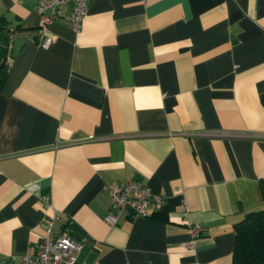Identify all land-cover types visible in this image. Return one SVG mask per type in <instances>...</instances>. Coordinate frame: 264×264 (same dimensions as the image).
Listing matches in <instances>:
<instances>
[{
    "label": "crops",
    "instance_id": "0c3cea01",
    "mask_svg": "<svg viewBox=\"0 0 264 264\" xmlns=\"http://www.w3.org/2000/svg\"><path fill=\"white\" fill-rule=\"evenodd\" d=\"M36 4L0 0V264L35 256L50 215L76 264H233L264 208V0H89L77 31L69 1L48 46ZM130 177L161 202L109 224Z\"/></svg>",
    "mask_w": 264,
    "mask_h": 264
},
{
    "label": "built area",
    "instance_id": "2783aa9c",
    "mask_svg": "<svg viewBox=\"0 0 264 264\" xmlns=\"http://www.w3.org/2000/svg\"><path fill=\"white\" fill-rule=\"evenodd\" d=\"M72 2L71 12L65 15L67 22L74 30H79L82 16L89 0H37L36 9L39 13L37 27L38 42L48 46L52 41L49 35V23L60 15L61 6ZM111 202L105 214L109 224H116L120 215L126 213L132 218L143 217L149 214L148 205L151 201L161 202V197L151 192L150 188L135 178H129L123 183L111 185ZM190 238L185 241L188 246H194V238L201 233L199 223L186 221ZM80 242L70 233L53 229V216L44 221V231L37 242V254L31 256L28 252L22 255L19 261L5 264H76V253Z\"/></svg>",
    "mask_w": 264,
    "mask_h": 264
},
{
    "label": "trees",
    "instance_id": "16d2710c",
    "mask_svg": "<svg viewBox=\"0 0 264 264\" xmlns=\"http://www.w3.org/2000/svg\"><path fill=\"white\" fill-rule=\"evenodd\" d=\"M0 33L2 34H0V56L5 57L12 39L3 19L0 20ZM7 72L8 65L0 64V87ZM233 264H264V208L248 211L238 222L233 248Z\"/></svg>",
    "mask_w": 264,
    "mask_h": 264
},
{
    "label": "water",
    "instance_id": "95a60500",
    "mask_svg": "<svg viewBox=\"0 0 264 264\" xmlns=\"http://www.w3.org/2000/svg\"><path fill=\"white\" fill-rule=\"evenodd\" d=\"M25 39L23 37H17L13 42V51L14 55H17Z\"/></svg>",
    "mask_w": 264,
    "mask_h": 264
}]
</instances>
